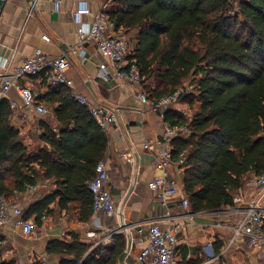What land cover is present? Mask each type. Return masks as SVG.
<instances>
[{"label":"trees","instance_id":"trees-1","mask_svg":"<svg viewBox=\"0 0 264 264\" xmlns=\"http://www.w3.org/2000/svg\"><path fill=\"white\" fill-rule=\"evenodd\" d=\"M119 10L109 13L116 32L133 34V64L150 102L183 89L189 118L175 111L163 115L170 126H187L185 137L172 141V157H183L182 194L193 212L230 205L250 175L264 174V0H240L233 16L226 0H112ZM37 102L50 116L39 123L38 151L22 144L9 123L11 111L0 101V197L9 200L34 186L40 173L54 180L56 190L30 206L23 219L77 205L78 221L92 216L89 183L104 158L107 138L84 106L73 101L65 87L51 89ZM33 80V79H32ZM57 127V132L53 131ZM52 241L48 255L60 264H117L125 248L123 235L111 245L98 246L86 256L87 246ZM219 250V249H218ZM218 252V251H217Z\"/></svg>","mask_w":264,"mask_h":264},{"label":"crops","instance_id":"crops-1","mask_svg":"<svg viewBox=\"0 0 264 264\" xmlns=\"http://www.w3.org/2000/svg\"><path fill=\"white\" fill-rule=\"evenodd\" d=\"M105 1L108 0H62L56 12L49 0H40L39 10L28 18L26 9L29 0H0V71L20 66L35 51H40L50 58L65 53L67 47L75 46L78 42L75 35L76 24L70 13H82L81 23L89 25L99 5ZM109 4L110 12L119 10L112 0ZM43 36H47L48 41H43ZM84 50L89 61L80 66L72 59L70 67L65 72L66 78L73 84V92L96 101H107L122 108L120 116L127 123L131 140L141 158L138 178L132 184V191L127 194L130 186L129 169L124 161L117 157L123 149L122 143L113 129L104 132L107 149L102 161L106 164L112 200L117 205L122 202L121 212L130 222L163 213L164 209L157 203L147 186L157 171L150 153L142 150V147L146 140L154 143L160 139L165 125L164 120L158 113L147 109L142 116L129 113L128 111L138 108L130 89L122 85L111 86L100 82L97 78V66L106 63V60L91 44L86 45ZM86 76L93 80L92 85L84 83ZM41 80L38 77L23 83L33 93L42 95L46 92V87L40 86ZM1 100H6L9 104L11 111L9 123L19 132L22 144L32 151L42 148L44 144L39 140L41 133L39 123L49 117L50 112L46 117L28 114L22 101L12 90L5 98H0ZM187 109L185 104L179 103L174 111L187 114L184 111ZM57 129L55 126L53 131L56 133ZM153 149L154 147L150 151ZM172 175H175L173 170ZM181 175L182 170L176 176L180 194ZM32 187L30 192L26 190L21 194L13 192L8 201L20 206L24 212L30 206L52 196L56 190L54 180L45 179L42 173ZM256 193L253 187L245 183L242 189L235 191L232 196H240L249 201ZM57 203L58 198H55L54 202L49 204L51 212L48 215L43 214L38 223L34 217L29 219L36 225V232L31 237L22 235L11 223L0 227V264H39L40 261L60 264L63 260L61 257L46 253V248L52 241L68 243L75 238L74 241L87 246L86 256L98 246L111 245L112 239L105 245L100 242L116 227L119 219L92 215L87 223L82 224L78 221L76 204H72L69 210L65 211L58 209ZM206 222L200 220L197 225L186 227L178 235L175 247L177 264H264L262 253L254 251L243 239H238L236 245L225 252L230 232L212 229L205 225ZM123 238L125 248L117 264H140L136 262V255L146 245V238L133 232L131 251L120 261L128 248V240L124 235ZM208 243L211 244V248L206 246Z\"/></svg>","mask_w":264,"mask_h":264},{"label":"built area","instance_id":"built-area-1","mask_svg":"<svg viewBox=\"0 0 264 264\" xmlns=\"http://www.w3.org/2000/svg\"><path fill=\"white\" fill-rule=\"evenodd\" d=\"M49 1L57 12L62 0ZM226 1L231 7L229 15L233 16L238 9L240 0ZM39 2L40 0H29L26 9L28 18L39 10ZM109 2L110 0L99 5L89 25L81 23L80 14L82 13H70L76 24L75 35L78 42L75 46L67 47L65 53L56 58H50L40 51H35L20 66L12 70L0 71V98H5L7 93L12 90L18 95L28 114L46 117L49 115V110L37 102L39 94L33 93L23 81L44 75L48 88L65 87L69 89L73 101L84 106L104 132L113 129L117 133L123 146L117 157L123 160L128 167L129 185H132L138 178L141 158L138 149L131 140L127 123L120 116L122 108L107 101H96L91 97L74 93L72 82L65 76L72 59L80 66L88 62L89 57L84 48L88 44L93 45L106 60V63L97 66V78L104 84L122 85L130 89L138 108L128 112L140 116L146 113L147 109L158 113L163 118L167 111L177 109L181 97L189 95L191 89H181L155 103L149 101L142 88L139 71L131 60L134 53V42L114 30L108 16L110 13ZM42 40L48 41V37L43 36ZM92 82L93 80L89 76L85 77V84L92 85ZM179 113L184 117L186 115L183 112ZM187 134V126H170L165 123L160 139L154 143L146 140L142 147V150L150 153L153 166L157 171L147 186L157 203L164 209L163 213L132 222L127 221L121 212L122 202L120 201L118 205L115 204L110 195L106 164L101 161L96 165L95 177L88 185L93 199L92 215L119 219L116 227L108 232L100 244L105 245L114 236L123 234L128 240V248L124 254L126 256L131 251L132 234L136 232L147 240L146 245L136 255L137 263L177 264L175 247L178 235L186 227L197 225L200 220H206V226L230 232L225 252L236 245L238 239H243L254 251L262 253L264 261V174L250 175L247 180V184L257 191L249 201L240 196H233L230 205L209 211H191L188 199L179 193L177 187L176 176L180 174L182 170L180 167L184 160L182 155L179 156L178 161L173 159L171 145L174 139L185 137ZM152 147L154 149L151 152ZM172 170L175 175H172ZM32 189V186H26V191L30 192ZM9 223L26 237H31L36 232L34 221L23 219V209L20 206L0 197V227ZM206 246L211 248L210 243ZM39 264L48 263L40 261Z\"/></svg>","mask_w":264,"mask_h":264},{"label":"rangeland","instance_id":"rangeland-1","mask_svg":"<svg viewBox=\"0 0 264 264\" xmlns=\"http://www.w3.org/2000/svg\"><path fill=\"white\" fill-rule=\"evenodd\" d=\"M127 38H129V39H131V37H132V35L131 34H128V35H125ZM190 82V81H189ZM189 82L187 81L185 84H184V86H183V89L184 88H188L189 90L191 89V88H189ZM185 112H187V114L185 115V117L186 118H189L190 116H191V112L190 111H188V109L187 110H184Z\"/></svg>","mask_w":264,"mask_h":264},{"label":"water","instance_id":"water-1","mask_svg":"<svg viewBox=\"0 0 264 264\" xmlns=\"http://www.w3.org/2000/svg\"><path fill=\"white\" fill-rule=\"evenodd\" d=\"M132 188H133L132 185H130L128 188L127 194H129L132 191ZM123 256L124 255L121 256L120 261L122 260Z\"/></svg>","mask_w":264,"mask_h":264}]
</instances>
